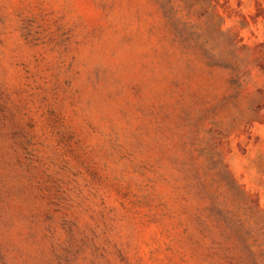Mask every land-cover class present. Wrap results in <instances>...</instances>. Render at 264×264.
<instances>
[{"label": "rangeland", "instance_id": "rangeland-1", "mask_svg": "<svg viewBox=\"0 0 264 264\" xmlns=\"http://www.w3.org/2000/svg\"><path fill=\"white\" fill-rule=\"evenodd\" d=\"M0 264H264V0H0Z\"/></svg>", "mask_w": 264, "mask_h": 264}]
</instances>
